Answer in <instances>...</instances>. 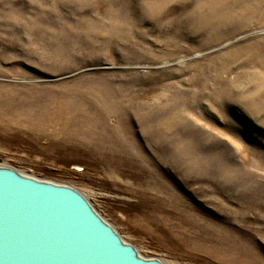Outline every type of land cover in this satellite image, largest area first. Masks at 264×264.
<instances>
[{
	"label": "rangeland",
	"instance_id": "1",
	"mask_svg": "<svg viewBox=\"0 0 264 264\" xmlns=\"http://www.w3.org/2000/svg\"><path fill=\"white\" fill-rule=\"evenodd\" d=\"M0 165L147 257L264 264V0H0Z\"/></svg>",
	"mask_w": 264,
	"mask_h": 264
},
{
	"label": "water",
	"instance_id": "2",
	"mask_svg": "<svg viewBox=\"0 0 264 264\" xmlns=\"http://www.w3.org/2000/svg\"><path fill=\"white\" fill-rule=\"evenodd\" d=\"M0 264H167L128 242L74 186L0 165Z\"/></svg>",
	"mask_w": 264,
	"mask_h": 264
}]
</instances>
